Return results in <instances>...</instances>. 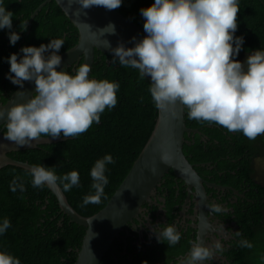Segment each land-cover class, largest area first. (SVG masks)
Listing matches in <instances>:
<instances>
[{
    "label": "clouds",
    "instance_id": "1",
    "mask_svg": "<svg viewBox=\"0 0 264 264\" xmlns=\"http://www.w3.org/2000/svg\"><path fill=\"white\" fill-rule=\"evenodd\" d=\"M65 10L79 18L81 10L103 6L114 10L122 0H63ZM79 8L74 9L73 4ZM240 0H153L140 9L143 17L142 38L131 37V47L120 41L112 47L107 39L105 46L113 56V63L138 70L140 78H150L148 92L154 107L178 115L177 106L187 109V118L198 122H211L228 132H239L249 140L264 135V47L251 51L242 62L237 60L244 46V37L236 36L237 13ZM13 12L0 0V30L7 29L9 43L20 39L13 30ZM86 24V23H84ZM91 30L90 26L86 24ZM26 29V21L20 24ZM96 36L97 32L92 31ZM99 35L115 34V26L109 23L98 29ZM63 38H50L47 44L22 46L19 53L7 58L9 71L5 74L12 84L23 88L25 81L34 82L35 93L22 102L0 105V119L4 120L3 138L18 148L33 141L51 137H77L93 123L99 124L101 114L117 104L118 81L90 77L89 63L78 64L72 72L57 67L62 57L59 50ZM160 161L168 163L170 145L163 140L156 146ZM111 154L97 158L90 168V191L82 198L81 206L99 204L109 183L107 165L114 164ZM150 171L155 174L156 169ZM34 188L59 182L65 192L79 186L78 170L57 175L55 167L33 164L27 170ZM9 189L25 191L23 177L13 176ZM211 213L227 212L221 204L209 202ZM201 217H198L200 219ZM11 227L7 217L0 219V235ZM207 227V224H205ZM216 232L224 226L217 224ZM151 233L158 242L175 246L181 240L178 224H154ZM236 237L241 233L236 231ZM179 264H208L224 246L220 239L202 244L197 235ZM238 246L251 249L247 239L237 241ZM264 259V257H262ZM0 264H21L18 257L0 250Z\"/></svg>",
    "mask_w": 264,
    "mask_h": 264
},
{
    "label": "trees",
    "instance_id": "2",
    "mask_svg": "<svg viewBox=\"0 0 264 264\" xmlns=\"http://www.w3.org/2000/svg\"><path fill=\"white\" fill-rule=\"evenodd\" d=\"M44 1L5 0L6 8L14 14L13 30L19 33L20 39L12 45L9 43L8 30H0V94L5 92V88L11 89L3 102L19 87L5 76L9 71L6 58L11 53H19L22 46H39L41 43L47 44L50 38L59 37L65 41L59 50L61 54L78 42V29L55 0L44 5L31 24L27 23ZM151 3L153 0H122L116 10L143 27L144 19L140 9ZM24 21L26 29L21 30L20 24ZM237 22L235 35L244 37V46L236 59L243 62L251 51L264 47V0H240ZM112 61L111 54L95 50L91 77L107 78L120 84L116 106L110 111L105 109L99 124L93 123L86 132L75 138L67 137L63 141L8 152L10 157L17 160L55 167L57 175L78 170L79 186L63 191L72 207L83 216L93 215L107 204L145 146L158 116V110L148 92L149 79L140 78L137 69ZM74 68L69 66L64 69L72 72ZM185 122L188 127L200 131L185 135L183 151L191 163L212 161L215 174L223 171L229 183L234 182L238 176L240 181L251 183L250 197L253 202L251 205L244 202V236L241 239H247L253 247L242 248L236 242L237 247L230 253V257L235 264H264V185L253 183L255 158L258 154L264 155V135L249 140L241 133L228 132L215 123L189 120L187 109ZM105 154H111L115 161L106 166L109 183L104 189L105 196L99 204L90 203L82 207V198L93 191L90 188V168L97 158ZM197 168L205 170L203 166ZM27 170L12 164L0 168V219L7 217L11 223V227L0 235V250L18 257L21 264H74L86 227L71 221L61 211L48 185L32 187ZM14 175L23 177V193L19 189L16 192L10 191L9 184ZM134 240L123 229L100 264H159L160 257L151 249L130 255L135 250ZM126 247L128 253H122ZM167 251V247H164L163 252Z\"/></svg>",
    "mask_w": 264,
    "mask_h": 264
},
{
    "label": "water",
    "instance_id": "3",
    "mask_svg": "<svg viewBox=\"0 0 264 264\" xmlns=\"http://www.w3.org/2000/svg\"><path fill=\"white\" fill-rule=\"evenodd\" d=\"M50 1L52 0H45L34 11L27 23L31 24L37 13ZM55 1L78 29L79 33L78 42L60 54L62 61L61 65L57 67V71L69 66L76 67L80 62L89 63L92 70L95 50L112 55L110 50L106 48L104 39H107L112 47L117 46V43L120 41L124 42L125 46L131 47V37L142 38L146 35L141 25L116 9L107 10L103 6H92L84 10L86 15L81 10V15L77 18L72 16L71 11L67 12L65 10L63 0ZM73 8H79V5L74 3ZM84 23L88 24L92 31H96L97 35L93 36L89 27ZM109 23L115 26V34L105 33L104 36H100L98 29L105 27ZM89 75L91 77V72ZM146 78L150 81L149 77ZM20 92H24L27 95L34 94V82L25 81L23 88L19 86L11 94L7 102L1 105L22 102L25 96L21 95ZM177 112L178 115L173 118L170 114L158 110L154 129L139 156L107 204L95 214L83 216L72 207L58 183L48 185L56 196L61 211L67 214L71 221L86 227V232L74 264H100L114 240L120 236L124 227L129 222H132L134 218H137L141 212L142 205L151 200V195H153L155 188L169 170L173 171L176 178L186 183L190 192L194 187L198 191V194L205 195L203 180L197 172L195 165L187 159L183 151L185 135L199 133L200 131L186 125L185 109L181 110L178 105ZM3 123L4 120L0 119V127H2L0 129V168L4 165L12 164L29 169L33 164L14 159L8 155V152L35 148L38 144L67 139V137L55 139L47 137L18 148L13 142L3 138ZM163 140H167L170 145L167 164L160 161V153L156 148ZM152 168L156 169L155 174L150 171Z\"/></svg>",
    "mask_w": 264,
    "mask_h": 264
},
{
    "label": "flooded vegetation",
    "instance_id": "4",
    "mask_svg": "<svg viewBox=\"0 0 264 264\" xmlns=\"http://www.w3.org/2000/svg\"><path fill=\"white\" fill-rule=\"evenodd\" d=\"M8 90L11 89L5 88V92L0 94V105L5 104L3 98ZM258 159L264 161V155L258 154L255 158L253 183L264 185V176L260 175L256 166ZM194 165L203 180L205 195L200 193L199 195L194 187L190 192L186 183L176 178L173 171L169 170L155 188L151 200L142 205L138 217L124 227L127 235H132L135 238L133 243L135 250L130 252V255H136L140 250L151 249L157 253L158 258L160 257L159 264H179L180 259L187 254L191 246L189 242L199 235L202 244L220 239L225 249L208 264H235L232 263L230 253L237 247L235 243L244 236L242 212H244V202L248 203L247 205H251L253 202V198L250 197L252 195L250 186L252 185L240 181V176L234 182L229 183L223 171L218 175L215 174V165L212 161ZM201 166L205 167L204 171L197 168ZM209 202L221 204L228 211L211 213L207 207ZM198 217L201 218L198 219ZM158 223L178 224L181 240L175 246H168L166 242H158L150 230L152 225ZM217 224L224 226L223 232H216ZM236 231L241 233L240 237L234 235ZM125 241L127 240L125 239ZM164 247H167V252H163ZM122 253H128L127 247L126 251Z\"/></svg>",
    "mask_w": 264,
    "mask_h": 264
},
{
    "label": "rangeland",
    "instance_id": "5",
    "mask_svg": "<svg viewBox=\"0 0 264 264\" xmlns=\"http://www.w3.org/2000/svg\"><path fill=\"white\" fill-rule=\"evenodd\" d=\"M263 165H264V161L263 160H261V159H258V161H257V164H256V166H257V169H258V171H259V173H260V175L263 177L264 176V172H263ZM262 179V178H261Z\"/></svg>",
    "mask_w": 264,
    "mask_h": 264
},
{
    "label": "bare ground",
    "instance_id": "6",
    "mask_svg": "<svg viewBox=\"0 0 264 264\" xmlns=\"http://www.w3.org/2000/svg\"><path fill=\"white\" fill-rule=\"evenodd\" d=\"M6 103V102H5Z\"/></svg>",
    "mask_w": 264,
    "mask_h": 264
}]
</instances>
